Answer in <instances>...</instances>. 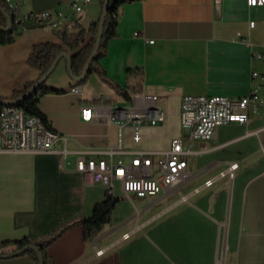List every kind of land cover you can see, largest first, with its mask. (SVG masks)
Listing matches in <instances>:
<instances>
[{"label": "crops", "instance_id": "1", "mask_svg": "<svg viewBox=\"0 0 264 264\" xmlns=\"http://www.w3.org/2000/svg\"><path fill=\"white\" fill-rule=\"evenodd\" d=\"M11 1L24 12H71V0ZM103 2L93 0L58 26L33 18L17 24L15 40L0 44V97H11L40 76L41 70L28 63L35 43H62L61 31H77L78 23L88 27L102 15ZM118 13V35L110 39L101 64L122 89L129 83L131 96L98 72L77 83L67 59L58 62L57 76L48 85L64 91L42 95L39 106L61 135L55 149L68 151L65 158L55 150L0 151V243L9 241L4 249L12 252L15 240L47 236L92 214L109 189L89 183L77 169L81 153L130 162L145 152L157 175L159 159L180 139L191 172L182 185L166 186L154 197H129L116 180L109 190L120 198L112 221L94 241L85 239L80 223L67 228L48 246L54 263L264 264V103L249 105L246 123L221 124L210 139L191 140L182 121L187 94L236 99L257 89L264 98V84L252 77L254 69L264 72V57H255L264 54V5L134 0ZM91 36L87 33L79 48H64L73 55ZM129 69L134 73L128 75ZM136 92L158 95L165 119L136 127L123 120L83 118V106L106 111L113 103L130 105ZM101 94L108 98L98 100ZM233 163L238 166L232 176ZM0 264L37 262L22 254L0 257Z\"/></svg>", "mask_w": 264, "mask_h": 264}, {"label": "built area", "instance_id": "2", "mask_svg": "<svg viewBox=\"0 0 264 264\" xmlns=\"http://www.w3.org/2000/svg\"><path fill=\"white\" fill-rule=\"evenodd\" d=\"M93 0H71V12L54 13L50 10L24 12L19 4L7 0L15 12L18 24H24L28 18L51 26H58L70 20L74 15L82 13ZM251 6L264 5V0H247ZM254 21H251V25ZM260 59L262 52L255 54ZM252 77L259 78L264 84V72L252 71ZM107 95L101 94L98 100H106ZM96 99V100H97ZM158 95L136 92L134 102L130 105L113 103L106 111L97 106L86 105L82 108L83 118L86 120L106 119L109 121L132 122L136 127L143 123H158L165 119L163 108L158 104ZM264 103V98L254 89L252 93L240 98H230L223 95L187 94L182 100V121L190 128V138L210 139L217 128L224 123L249 120L248 107H257ZM61 135L49 127L36 114H29L24 109L13 104L4 103L0 107V151H58L65 158L67 149H55V143ZM135 139H139L138 130ZM182 141L175 139L172 148L159 159V173L153 175L150 169L152 157L145 152L133 156L130 162L110 157L86 155L81 153L77 158V169L86 177L89 183H100L109 190L114 187L116 180H120L126 196L154 197L159 195L166 186H180L191 175L188 161L183 157ZM63 162V160H62ZM238 164L231 165V175ZM212 181L209 180L208 184Z\"/></svg>", "mask_w": 264, "mask_h": 264}, {"label": "trees", "instance_id": "3", "mask_svg": "<svg viewBox=\"0 0 264 264\" xmlns=\"http://www.w3.org/2000/svg\"><path fill=\"white\" fill-rule=\"evenodd\" d=\"M129 1L134 0H109L108 14L105 18L102 38L94 56V60L90 64L86 74L83 75L85 67L92 56L97 43L101 16L99 19L93 21L88 27H84L80 23L75 24V27L78 28L77 31L70 32L67 29L62 30V43L53 41L35 43L33 50L28 56V63L41 70L40 76L36 80L27 82L22 89L16 90L11 97H8L7 99L0 97V107L4 103L13 104L24 109L29 114L39 115L49 127H52L48 116L40 109V98L46 93L63 92L64 90L48 85L46 83L47 79L42 80V76L49 70L56 57L60 53L66 51L64 48L65 45H68L71 48H79L82 38L87 33H91L92 35L90 40L72 55L71 67H67L70 75L73 78L75 76L83 75L81 80H76L77 83H80L91 73L98 72L103 78L118 88L126 98H129L131 96L129 83H127L126 90L122 89L117 83L108 77L105 68L101 64V58L106 55L108 51L110 39L118 35L119 8ZM9 21H11L12 24L11 29L8 31L6 27L8 26ZM17 24L18 22L16 21L15 12L10 4L7 0H0V44L11 43L15 40L18 33L16 31ZM134 71V69H129L128 75L133 74ZM119 200V197L115 196L108 190L106 198L95 204L91 215L68 222L51 234L41 238H30L26 236L22 239L15 240L13 242L15 244V250L12 252L5 251L4 247L9 241H3L0 243V257L29 254L37 264H55L48 252V246L67 228L79 223L84 226L85 239L87 241H94L104 226L112 221L113 211Z\"/></svg>", "mask_w": 264, "mask_h": 264}, {"label": "water", "instance_id": "4", "mask_svg": "<svg viewBox=\"0 0 264 264\" xmlns=\"http://www.w3.org/2000/svg\"><path fill=\"white\" fill-rule=\"evenodd\" d=\"M108 3H109V0H104V9H103V12H102V15H101V21H100V25H99V30H98V35H97V43H96V46H95V49L93 51V54L92 56L90 57L86 67H85V70H84V74H86L90 64L93 62L94 60V56L97 52V49H98V46H99V43H100V40L102 38V32H103V27H104V23H105V18L108 14ZM11 21H9V24L8 26L6 27V29L9 31L11 29ZM64 57L67 59L68 61V68L71 67V60H72V55L70 53H68L67 51H64L62 53H60L56 59L54 60L53 64L51 65V67L49 68V70L42 76V80L44 79H47L50 74L54 71V69L56 68L58 62L61 60V58ZM83 75L81 76H75L74 79L75 80H81L83 78Z\"/></svg>", "mask_w": 264, "mask_h": 264}, {"label": "rangeland", "instance_id": "5", "mask_svg": "<svg viewBox=\"0 0 264 264\" xmlns=\"http://www.w3.org/2000/svg\"><path fill=\"white\" fill-rule=\"evenodd\" d=\"M63 61H64V60H63ZM67 67H68V63H67ZM58 71H59V69L56 67V68L54 69V71L50 74V76L47 78V80H46V83H47V84H48V80L50 81V80H53V79L56 78ZM115 190H117V188H115Z\"/></svg>", "mask_w": 264, "mask_h": 264}, {"label": "snow or ice", "instance_id": "6", "mask_svg": "<svg viewBox=\"0 0 264 264\" xmlns=\"http://www.w3.org/2000/svg\"><path fill=\"white\" fill-rule=\"evenodd\" d=\"M252 2L254 3V2H255V0H252Z\"/></svg>", "mask_w": 264, "mask_h": 264}]
</instances>
